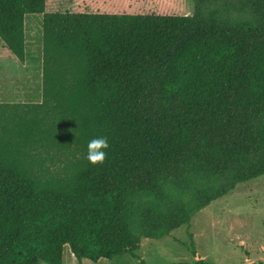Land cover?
Instances as JSON below:
<instances>
[{"label": "trees", "instance_id": "16d2710c", "mask_svg": "<svg viewBox=\"0 0 264 264\" xmlns=\"http://www.w3.org/2000/svg\"><path fill=\"white\" fill-rule=\"evenodd\" d=\"M45 1L0 0L19 61L24 17L42 13L41 99L0 102V264L134 256L264 174V0H193L186 15ZM95 136L109 146L92 164Z\"/></svg>", "mask_w": 264, "mask_h": 264}, {"label": "rangeland", "instance_id": "374dc122", "mask_svg": "<svg viewBox=\"0 0 264 264\" xmlns=\"http://www.w3.org/2000/svg\"><path fill=\"white\" fill-rule=\"evenodd\" d=\"M193 0H46L45 12L155 13L186 15ZM41 17H24L25 58L19 61L0 40V102H38L41 99ZM168 264L203 259L211 264L264 262V174L237 183L226 194L195 209L188 222L159 238L140 239L134 256L81 264ZM38 264H47L39 261ZM62 264H76L67 247Z\"/></svg>", "mask_w": 264, "mask_h": 264}, {"label": "clouds", "instance_id": "9594fccd", "mask_svg": "<svg viewBox=\"0 0 264 264\" xmlns=\"http://www.w3.org/2000/svg\"><path fill=\"white\" fill-rule=\"evenodd\" d=\"M109 142L105 136H95L90 138L86 144L85 158L88 162L96 164L103 162Z\"/></svg>", "mask_w": 264, "mask_h": 264}]
</instances>
